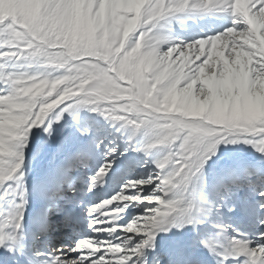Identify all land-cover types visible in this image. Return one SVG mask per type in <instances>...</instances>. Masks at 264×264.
<instances>
[{"label":"snow or ice","instance_id":"1","mask_svg":"<svg viewBox=\"0 0 264 264\" xmlns=\"http://www.w3.org/2000/svg\"><path fill=\"white\" fill-rule=\"evenodd\" d=\"M0 249L264 264V0H0Z\"/></svg>","mask_w":264,"mask_h":264},{"label":"rangeland","instance_id":"2","mask_svg":"<svg viewBox=\"0 0 264 264\" xmlns=\"http://www.w3.org/2000/svg\"><path fill=\"white\" fill-rule=\"evenodd\" d=\"M189 24H192V21H188ZM196 23L200 24L201 26L205 27L206 31L211 32H217L220 29H222L225 26V22L217 17H205L203 20H199ZM100 119V122L102 124H104L105 130H106V134L108 135V138L111 139V130L108 128V125L106 123V121L103 120V118H98ZM38 129L34 128L33 131H37ZM31 142V140L29 141ZM107 142V141H105ZM240 148L242 149H247V153L246 154H251L252 150L250 148H248L247 146L241 144L239 145ZM130 153V152H129ZM128 154V153H127ZM135 155V154H133ZM124 157H120V159H123ZM35 163V162H34ZM115 168V165L113 166ZM113 170H109V173L106 175L105 179H108V176H110V174L112 173ZM144 170L141 169V171L139 173H142ZM138 173V174H139ZM35 174V170L33 172H29L27 175L29 177V180L31 179V177Z\"/></svg>","mask_w":264,"mask_h":264},{"label":"bare ground","instance_id":"3","mask_svg":"<svg viewBox=\"0 0 264 264\" xmlns=\"http://www.w3.org/2000/svg\"><path fill=\"white\" fill-rule=\"evenodd\" d=\"M104 187H107V185H106V186L104 185ZM107 190H109V188H105V191H107ZM62 239H63V242H67L66 239H64V238H62V237H57V240H58V241H60V240H62ZM0 253H3V249H0Z\"/></svg>","mask_w":264,"mask_h":264}]
</instances>
